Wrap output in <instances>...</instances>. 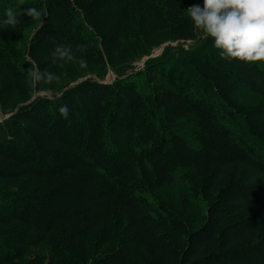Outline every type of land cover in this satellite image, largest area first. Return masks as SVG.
Here are the masks:
<instances>
[{
  "label": "trees",
  "instance_id": "16d2710c",
  "mask_svg": "<svg viewBox=\"0 0 264 264\" xmlns=\"http://www.w3.org/2000/svg\"><path fill=\"white\" fill-rule=\"evenodd\" d=\"M191 3L0 0L46 10L0 24V264H264V61L222 60ZM36 65L64 85L37 96Z\"/></svg>",
  "mask_w": 264,
  "mask_h": 264
},
{
  "label": "clouds",
  "instance_id": "9594fccd",
  "mask_svg": "<svg viewBox=\"0 0 264 264\" xmlns=\"http://www.w3.org/2000/svg\"><path fill=\"white\" fill-rule=\"evenodd\" d=\"M19 3L23 5L24 0H19ZM45 11L35 6H8L0 24L5 28H15L22 23L20 17L26 16L40 22L42 27ZM186 11L193 28L202 30L212 39L222 60L264 61V0H204L203 8L192 5ZM75 49L86 50L84 45H77ZM51 57L53 64L58 67L71 62L77 63L82 69L88 66L83 56L76 55L71 45L63 43L55 46ZM27 80L36 90V95L43 97L51 89L42 86L58 83L60 76L47 68L41 70L36 65L27 69ZM57 111L62 118L69 119L70 109L67 105L62 104Z\"/></svg>",
  "mask_w": 264,
  "mask_h": 264
},
{
  "label": "rangeland",
  "instance_id": "374dc122",
  "mask_svg": "<svg viewBox=\"0 0 264 264\" xmlns=\"http://www.w3.org/2000/svg\"><path fill=\"white\" fill-rule=\"evenodd\" d=\"M1 1H6V2H19V0H1ZM192 5H199L201 8H203L204 5V0H192L191 6ZM178 41L176 42H166L162 44L161 46L155 48L149 56H144L141 59H138L131 63V67L128 69V71H135L143 68L145 60L151 57H156L159 56L164 48L170 44L172 46L177 45ZM185 48L190 47L194 42L187 41V42H181ZM127 71V72H128ZM116 77V74L114 73L113 70L110 68L106 72V76L104 78V81H112ZM65 81L63 77H60V80L58 83H55L54 90L61 88L64 84ZM8 115L0 113V121H2L4 118H6ZM14 264H56V259L52 256V252L45 246H40L39 248L35 249H30L27 253L26 258L20 262H16Z\"/></svg>",
  "mask_w": 264,
  "mask_h": 264
}]
</instances>
